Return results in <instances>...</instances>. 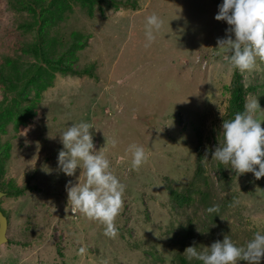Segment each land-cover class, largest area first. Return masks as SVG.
Segmentation results:
<instances>
[{"label":"rangeland","instance_id":"1","mask_svg":"<svg viewBox=\"0 0 264 264\" xmlns=\"http://www.w3.org/2000/svg\"><path fill=\"white\" fill-rule=\"evenodd\" d=\"M129 1L96 0L91 18L73 4L70 16L61 21L69 24L62 34L75 28L83 36L90 32L86 46L75 51L74 67H84L92 75L53 71L27 124L15 130L10 122L0 131V142L11 139L13 145L7 177L19 186H33L18 197L0 196L8 223L0 264H177L175 253L184 254L192 238L206 249L225 235L244 246L250 241L247 232L256 229L264 234V177L256 180L253 173H244L234 179L236 188L226 181L220 188L212 166L211 152L217 144L210 130L221 127L226 87L235 71L227 50L217 49L218 38L230 35L229 25L215 19L223 0H136V6ZM153 13L163 26L152 45L145 47V19ZM31 20L25 11L14 10L11 0H0V63L5 58L35 61L20 50L32 39L35 27L26 32L19 27ZM40 66L49 71L43 62ZM239 73L245 86L256 87L247 102L256 99L264 84V63L257 60L252 70ZM5 94L9 98L15 92L5 93L0 81V100ZM253 115L264 122V113ZM80 122L91 125L94 150H101L109 170L125 186L115 219L120 229L114 238L104 235L99 222L84 220L68 200L66 185L84 183L83 168L69 177L58 167L60 135ZM197 128L204 149H209L205 162L214 183L209 202L222 205L228 198L231 202L221 207L217 222L208 228L209 213L202 203L186 211L169 204V187H179L192 174ZM132 144L146 153L139 170L131 167L127 149ZM226 169L229 174L230 165ZM189 217L195 222L194 236L172 245L177 223ZM86 222L94 226L90 229Z\"/></svg>","mask_w":264,"mask_h":264},{"label":"clouds","instance_id":"2","mask_svg":"<svg viewBox=\"0 0 264 264\" xmlns=\"http://www.w3.org/2000/svg\"><path fill=\"white\" fill-rule=\"evenodd\" d=\"M217 21H225L227 38L217 40V49H226L228 61L233 69L252 70L259 60L264 63V0H223L218 5ZM163 26V20L155 13L145 19V47L155 41V33ZM257 111L264 113L258 99L244 104V110L233 118L224 120L220 127L222 140L219 141L211 160L230 168L238 175L253 173L256 180L264 177V122L254 118ZM91 125L86 122L73 123L60 135L63 149L58 153V167L66 176H73L82 167L85 182L66 185L68 200L73 210H78L86 218L104 226V235L114 238L117 235L115 219L123 205L125 186L109 170L110 162L105 155L94 150ZM107 143V141H106ZM113 147L117 141H111ZM131 167L139 170L146 160L142 146L129 145ZM209 149L206 148L204 160L207 161ZM258 166V167H257ZM209 214L219 213L220 206L212 205L206 209ZM195 243V242H194ZM85 249H79L83 254ZM186 259L201 264H261L264 258V234L259 231L244 246H237L229 236L217 240L207 250L188 246L184 251Z\"/></svg>","mask_w":264,"mask_h":264},{"label":"trees","instance_id":"3","mask_svg":"<svg viewBox=\"0 0 264 264\" xmlns=\"http://www.w3.org/2000/svg\"><path fill=\"white\" fill-rule=\"evenodd\" d=\"M72 1L73 3H69V0H11V5L14 7V10L18 12L25 11L32 19L31 21L24 22L19 27V29L24 32H26L27 29H31L30 27H35L32 29V39L26 43V47L21 46L20 50H22L24 54L29 53V55L32 56L31 58H34L35 61H21L18 63V60L16 61L13 58H5L4 63H0V81L3 83L4 92H15L14 96L8 98V95L5 94L4 98L0 100V131H4L5 126L10 122L13 123V128L15 130L18 129V126L27 124L29 116L34 114L35 103L40 99L42 90L50 83L53 71L60 72L63 75H66L67 73H73L77 76L83 74L92 75L84 67L79 69L74 67L77 58L75 56V51H80L86 46L88 40L91 38L90 32L84 30L85 35L83 36L81 29L75 28L71 29L68 34H62V31L69 29V24L68 21H66L62 25L61 21L63 18H68L70 16L69 13H71L70 11L73 9V4L77 6V10L79 9L84 14L86 13L89 18L93 17V4L96 0ZM129 3L132 6L138 4L136 0H131ZM42 62L46 64L49 71L47 69H41L40 64ZM16 79H20L19 81L21 82H17ZM251 90H256V87L252 85L245 86L242 82L239 71L235 70L232 74L229 85L226 87L227 94L225 98V106L219 120L221 125L223 119H231L237 112H242L244 110V104L247 102V97ZM31 94L33 95L31 96ZM27 98H29V102L26 105L21 106V102ZM256 99H258L260 106L263 107V83L258 87V95H256ZM196 106L199 108L200 104L198 105L196 103ZM196 132L197 143L193 150V153H195V160L193 163L192 174L190 178L179 187H169V204L171 203L173 208H176L178 211H186L199 203H202L203 206H205L204 209L212 206L209 199L214 195L212 193L214 183L213 179L210 177L207 163L204 160L205 146L201 129L197 128ZM210 133V137L215 140L218 145L219 141L222 140L220 128H215L214 130L211 129ZM16 137L17 136L14 138ZM10 140L0 142V196L2 197H18L26 190L33 188V186L26 185V183L19 186L14 183L13 178L10 175L7 177L6 166L7 162L10 161L12 157L11 153L13 150V145ZM207 140H209V138ZM19 147L22 148L21 145ZM212 166L217 171L216 185L223 188L222 185L225 186L224 181H226L232 183L236 188L237 184L234 183V179L236 176L239 177V175L231 168V172L228 174L226 167L229 165H224L215 161V164ZM240 176L242 177V174H240ZM243 186L247 185L244 184ZM215 196L216 198L221 199L219 194ZM1 199L2 198H0V200ZM228 200L226 201L224 199V203L219 205L220 209L221 207L224 208L226 205H230L231 202ZM262 211L264 212V209ZM193 212H197V210L193 209ZM233 213H235V210ZM208 217L210 222L207 225V228L217 222V219L215 218L217 217L216 213L208 214ZM84 220L89 221L88 218H84ZM88 223L89 222H86L87 225ZM93 224L89 223L88 227L91 229V225L94 226ZM169 224L173 226L172 220L169 221ZM177 225L178 228L174 231L176 242L171 241L172 245L178 243L181 244L185 239L194 236L193 231L195 228V222L191 217L184 221H179ZM116 228L119 231L120 228ZM208 232L209 234H212L210 231ZM256 232V229L247 232L248 240H251ZM7 240L6 237V241ZM215 241L217 240H213V242ZM189 242L190 246H197L198 250H207V248L204 249L202 247L203 245H199L200 243L193 238L190 239ZM160 253L161 252H159V254ZM174 257L177 264H201V262L196 260L189 262L181 252H176Z\"/></svg>","mask_w":264,"mask_h":264},{"label":"water","instance_id":"4","mask_svg":"<svg viewBox=\"0 0 264 264\" xmlns=\"http://www.w3.org/2000/svg\"><path fill=\"white\" fill-rule=\"evenodd\" d=\"M1 195V194H0ZM7 220L0 211V246L6 241Z\"/></svg>","mask_w":264,"mask_h":264},{"label":"flooded vegetation","instance_id":"5","mask_svg":"<svg viewBox=\"0 0 264 264\" xmlns=\"http://www.w3.org/2000/svg\"><path fill=\"white\" fill-rule=\"evenodd\" d=\"M7 228H8V226H7ZM6 237H7V239H8V235H7V230H6V235H5ZM8 241V240H7ZM7 241H5V243L7 242Z\"/></svg>","mask_w":264,"mask_h":264}]
</instances>
